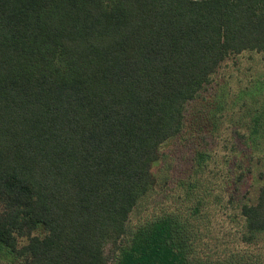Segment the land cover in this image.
Masks as SVG:
<instances>
[{
	"label": "trees",
	"instance_id": "trees-1",
	"mask_svg": "<svg viewBox=\"0 0 264 264\" xmlns=\"http://www.w3.org/2000/svg\"><path fill=\"white\" fill-rule=\"evenodd\" d=\"M247 50L264 53V0H0L4 254L213 264L192 252L206 232L191 216L129 219L155 184L160 146L184 129L186 104ZM240 208L249 241L264 232V184Z\"/></svg>",
	"mask_w": 264,
	"mask_h": 264
},
{
	"label": "rangeland",
	"instance_id": "rangeland-1",
	"mask_svg": "<svg viewBox=\"0 0 264 264\" xmlns=\"http://www.w3.org/2000/svg\"><path fill=\"white\" fill-rule=\"evenodd\" d=\"M184 112V129L160 146L151 166L155 184L129 223L175 209L206 232L202 245L193 241L197 259L264 264V232L244 240L240 214L264 184V53L229 54ZM112 249L105 244L109 262ZM4 252L0 247V264H20Z\"/></svg>",
	"mask_w": 264,
	"mask_h": 264
}]
</instances>
